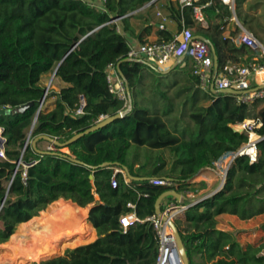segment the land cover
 <instances>
[{"label": "trees", "instance_id": "obj_1", "mask_svg": "<svg viewBox=\"0 0 264 264\" xmlns=\"http://www.w3.org/2000/svg\"><path fill=\"white\" fill-rule=\"evenodd\" d=\"M151 1L0 0V108L8 110L0 114L6 138L5 158H0V264H28V260L33 264H153L157 240L144 219L155 213L156 198L169 188L183 196L182 204L193 202L174 219L189 264H264V236L242 245L237 231L218 227L223 214L248 220L264 213V98L240 103L233 94L210 95L186 65L161 73L145 62L126 61L129 43L123 32H133L130 19L149 21L156 6L178 23L179 30L194 25L191 7H181L176 0ZM208 1L203 10L216 20L207 28L197 26L196 31L208 40L218 70L228 63L251 62L258 49L237 46L219 33L232 17L231 9L220 0L197 3ZM245 1L235 0L234 13L257 37V18L253 23V16L241 12ZM117 17L122 31L111 21ZM158 36L169 41L174 34L159 29ZM59 63L55 77L66 86L51 95V109L42 106L38 111L45 92L40 78ZM110 64L126 79L130 110L66 147L40 139L34 148L31 141L37 136L65 142L101 116L122 110L124 102L109 91L106 81ZM145 76L151 79L149 98L143 92ZM51 96L47 94L44 103ZM249 118L260 122L254 130L259 136L257 161L235 156L218 191L198 201L187 198V193L205 188L203 181L188 179L247 141L248 134L235 130L233 124ZM43 143L50 148H43ZM132 144L166 149L172 167L180 168L166 176L172 184L151 182L162 177L158 173L166 166L163 155H157L143 175L132 173L126 163ZM104 162L109 165L100 166ZM123 167L142 178L124 182L120 172L114 174V168ZM90 204L87 222L96 239L56 255L64 238L76 237V243L89 239L85 210L75 206ZM130 212L139 220L123 231L119 217ZM65 221L75 226L71 233L47 235ZM260 230L264 234V223ZM28 234L33 235L30 244Z\"/></svg>", "mask_w": 264, "mask_h": 264}, {"label": "built area", "instance_id": "obj_2", "mask_svg": "<svg viewBox=\"0 0 264 264\" xmlns=\"http://www.w3.org/2000/svg\"><path fill=\"white\" fill-rule=\"evenodd\" d=\"M89 1V0H88ZM155 0H152V2ZM199 0H177L181 7L189 6L192 8L193 21L200 26H207V19L203 8L210 3L198 4ZM230 9H234L235 0H220ZM156 15L164 19L160 10H156ZM117 18H113L112 22H117ZM163 28V24H160ZM118 29V28H117ZM119 30V29H118ZM237 46L246 45L260 50V56L254 58L248 64L228 63L220 70L214 68V52L207 40L199 36H195L192 27L183 26L182 29L174 34L172 40L163 41H144L135 45H129L125 60L150 63L158 70L165 71L173 67L181 57L188 56L191 59L192 74L198 77L200 88L210 94L215 95L223 89H233L240 91L239 94H233L237 102L248 103L255 99L264 98V79L257 80L256 75L264 72V46L250 31L238 23V31L226 37ZM115 65L110 64L106 70V81L109 91L118 99L124 102L121 112L124 114L130 110L131 95L126 79L116 69ZM48 94V87L45 89L43 101H40L38 111L44 104L45 97ZM85 102L82 99V105ZM8 107V106H7ZM6 107V108H7ZM5 109V108H3ZM80 112V109L78 110ZM104 117L101 116L100 119ZM260 126V122L256 118L244 119L241 122L233 124L235 130L246 132L248 139L235 152L232 153L230 160L237 155H244L248 158L249 163H254L258 159V150L256 142L259 136L254 132L255 128ZM4 129L0 126V158H5L4 146L6 138ZM29 136V134H28ZM230 163L222 172V179L216 189H220L224 183L225 173ZM120 172L124 178H127L122 169H115L114 174ZM114 177V176H113ZM151 182L155 185H170L172 180L167 177L154 178ZM116 179H112V185L116 186ZM215 190V189H214ZM175 198V197H174ZM196 198V197H195ZM195 198L193 200L195 201ZM191 202L190 204H192ZM188 204V205H190ZM188 205L182 204L181 199L168 200L161 204L162 216L174 221V219L182 213ZM156 213L147 216L144 220L149 221L152 225L155 238L157 240V256L153 264H185L180 254L174 232L168 223V219H163ZM139 220L135 214L126 213L119 217L120 226L123 231L134 222Z\"/></svg>", "mask_w": 264, "mask_h": 264}, {"label": "crops", "instance_id": "obj_3", "mask_svg": "<svg viewBox=\"0 0 264 264\" xmlns=\"http://www.w3.org/2000/svg\"><path fill=\"white\" fill-rule=\"evenodd\" d=\"M164 1H166V0H161V3H163ZM246 2H247V0L244 3H246ZM257 3H259V9H257V10L255 9L256 7L254 5H252V4L249 5L247 8H243V4H242L241 12H242V14L247 13L249 16H253L255 18L254 20H256V18L259 17V19L262 20L263 24H261V22L258 20L259 26H257V27L258 28H262V32H263L264 31V27H263L264 26V1L263 0H259V1H257ZM146 7L147 6L145 5L140 10H143ZM260 8H261L262 12L260 11ZM155 10H160L161 11V14L164 17L163 20L160 17H158L156 15V13L154 15H152V18L149 21H146V20H144L143 18H140V17L139 18H132V19L129 20V25L131 26V28H133V32H130V31L123 32V34L125 35V37L128 40L129 45H131V44L135 45L137 43H141V42H144V41H156V40H158V37H159L158 36V31H159V29L168 30V31H170L173 34L179 32L181 30V29L180 30L178 29V23L174 19H172V18L168 17L167 15H165L164 10H161L159 8L156 9V6H155ZM231 11H232V17L228 21H226V23L219 30V33L222 34L225 37H227L230 34L237 33V31H238V23L240 25H242L240 23V21L238 20L237 16L235 15L234 9L233 10L231 9ZM205 15H206V19H207V26H200V25L196 24L194 21H193L194 25L193 26H189V27H192L194 35L195 36H199L201 38H204V37H202L200 34L197 33V31H196L197 30V26H200V27H203V28H207V27H210L216 20L215 18H213V16H209L206 13H205ZM117 24H118L119 31H122V26L120 25L119 21H117ZM147 24H149L150 27L148 29L144 30V27ZM160 24H163V28L160 27ZM258 33H261V32H258ZM257 39L264 46V35L263 34H257ZM205 40H207V39H205ZM239 64H242V63H239ZM178 65L179 66H185L186 65L188 68L191 69V59L188 56H183V57H181L179 59V61L173 67L178 66ZM173 67H171V68H173ZM171 68H168L165 71H168ZM116 69L118 70V68H116ZM160 71H162V70H160ZM47 75H48V73H44L41 76V78H40V84L42 86H44L43 85V78L47 77ZM256 79L257 80L264 79V72L258 73L256 75ZM65 86H66V83H64L63 81L59 80L54 86H52L50 89H48L49 96H51L52 94L58 92L61 88L65 87ZM53 101H54V98L51 96L45 101L43 106L45 108H47V109H51L53 107ZM249 119H252V118H249ZM41 146L43 148H50V146L48 147L47 143H43ZM148 148L149 147H146L144 145L135 146L134 144H132L129 147L127 155H126V163L131 167L132 173H138L140 175H143L146 172V171H142L140 169L141 164H143V163H145L147 161V159L144 157L145 154H147V157H149L148 161L151 160L152 158H155L157 155H163L164 158H166L165 157V153L167 151L166 149L149 148V151L147 152L146 149H148ZM66 152H69L68 148H66ZM224 155H226V154H224ZM230 160H228L227 164L230 163ZM152 162H148L147 168L151 165ZM169 167L172 168L173 174H177L179 172L180 168L178 166H173L172 167L171 160L166 158V166L158 173V175H160L162 177H166ZM115 169H117V168H114V170ZM122 170L126 174V171L123 168H122ZM208 171L210 173H208ZM219 174H221V178H222V172L221 171L219 172V170L213 169L212 167L205 166V167H202L201 169H199L193 175V177L188 179L187 180L188 182L198 183V182L203 181L205 183V188L200 190L197 195H193L192 194L193 198L198 197V196H202V195L207 194V193L213 191L214 189H216L217 186L221 182V179L219 180ZM126 176H127V178H124L123 174H122L124 182L128 183L131 180V178L127 174H126ZM197 179H202V180H197ZM94 197H95L96 200L98 199V195L97 194H95ZM60 199H62V198H60ZM166 201H168V200L164 199L162 201V203H164ZM129 205L132 206L131 204H129ZM90 206H91V204L87 205L86 207H80L79 206V208L85 210V222L91 227V232L89 234V239L84 240V241L79 242V243H76V244H68V247H75L77 245L88 243V242H91V241L96 239L97 235H96L95 229L87 222V216H88V211H89ZM225 215H229V214H225ZM221 216H224V214L221 215ZM229 217H232L230 219H237L238 220V218L233 216V215H229ZM240 221H243V220H240ZM232 231H234V229ZM65 248L66 247H62V249L56 255L62 254Z\"/></svg>", "mask_w": 264, "mask_h": 264}, {"label": "rangeland", "instance_id": "obj_4", "mask_svg": "<svg viewBox=\"0 0 264 264\" xmlns=\"http://www.w3.org/2000/svg\"><path fill=\"white\" fill-rule=\"evenodd\" d=\"M257 1L259 0H247L246 3L243 4V8H247L249 5H254L257 9H259V3H257ZM264 1V0H263ZM260 11L262 12L261 8H260ZM161 18V17H160ZM162 19V18H161ZM260 21L261 24H263L262 20L259 19V17L257 18V21ZM253 23H256V21L254 20ZM264 27V26H263ZM256 29L258 30V32H261V33H258V34H263L264 35V31L262 32V28H258L256 26ZM259 36V35H258ZM259 38V37H258ZM260 50L258 51V54L255 56V58H258L259 59V54H260ZM242 64H246V63H242ZM155 67V66H154ZM60 79L58 77H55V75H53V71L52 72H48V75L47 77L43 78V87L46 89L48 87V89H50L52 86H54ZM151 79L150 77L148 76H145L144 78V84H143V92H144V96L149 98L151 97V94L152 92L150 91V86H151V83H150ZM171 92V91H170ZM29 133V132H28ZM137 146V145H135ZM49 147V145H48ZM63 152H66V149H62ZM146 151L148 152L149 151V148L146 149ZM169 152L166 151L165 153V157L169 159ZM144 157L147 159V161L143 164H141V166L143 167H140V169L142 171H146L148 168H147V165H148V162H152L154 160V158H150L151 160L148 161L149 157H147V154L144 155ZM232 157V153H228L226 155H224L221 159H219L217 161V163H215L212 168L213 169H216V170H219L220 171H225L226 167L228 166V160H230ZM226 158V159H225ZM225 160V161H224ZM167 175H171L173 174L172 172V168L169 167L168 171H167ZM207 173V172H206ZM208 173H210L208 171ZM202 175V174H201ZM218 176V175H217ZM222 179L221 178V174H219V180ZM197 180H202V179H197ZM220 182V181H219ZM197 195V194H194V193H187L186 196L187 198L189 199H193V195ZM71 202V201H70ZM48 209V207L46 208ZM182 213H180L178 216H181ZM40 216V213L39 215ZM232 217H229V215H225L224 216H221L220 219H219V223H218V227L220 228H224V229H229V230H233L234 231H237V239L240 241V243L242 245H246L248 243H256L258 242L260 239L263 238L264 234L262 233V231L260 230V225L262 223H264V213L261 214V215H258V216H255L251 219H248V220H243V221H240L239 219H230ZM70 222L68 221H65V223H63L60 228H55V230L50 233L52 234H47L48 236L49 235H54V234H57L58 232L60 233H63L64 231H66L67 233H71L74 229L73 227V224H69ZM30 229L29 227L27 228V230ZM18 230V228H17ZM45 236V237H48V236ZM80 235V234H79ZM79 235H76V236H79ZM66 236V235H65ZM28 242L30 244V241L32 240V237L33 235L31 234H28ZM71 239V240H70ZM76 237L75 238H64L59 244L61 247H68V244H72L74 242V244H76V241H75ZM78 243V242H77ZM58 244V246H59ZM62 248H60L61 250ZM59 250V251H60ZM3 249L0 248V255L2 253ZM4 251H6V249H4ZM2 257V256H1ZM1 257H0V260H1ZM34 261H30L28 260V264H33ZM27 264V263H26Z\"/></svg>", "mask_w": 264, "mask_h": 264}, {"label": "water", "instance_id": "obj_5", "mask_svg": "<svg viewBox=\"0 0 264 264\" xmlns=\"http://www.w3.org/2000/svg\"><path fill=\"white\" fill-rule=\"evenodd\" d=\"M152 3V1L150 2ZM149 4H147L146 6H148ZM61 63V62H60ZM60 63L55 67L54 71H53V75H55L56 73V70L58 68V66L60 65ZM148 65L154 67L153 65H151L150 63H147ZM214 68L215 70L218 68V65H217V60H216V56L214 54ZM158 70V69H157ZM159 72L161 73H167L168 71H160L158 70ZM220 92L222 93H228V94H239L240 91H236V90H233V89H223L221 90ZM43 96L41 98V101H43ZM83 99V98H82ZM84 101V99H83ZM85 102V101H84ZM30 103H27V104H24V105H21L19 106V110H23L24 108H26L28 105H30ZM8 112V110L6 109H3V108H0V114H3V113H6ZM124 113L119 111L117 112L116 114L112 115V116H106V117H102L100 120H98L93 126H90L89 128L85 129L84 131H81V132H78L76 133L75 135H73L70 139H68L67 141L65 142H58L55 138L51 137V136H48V135H40V136H37L35 137L34 139H32L31 141V145L35 148L36 147V142L40 139H44V140H47L48 142H52V143H55V144H58L60 147H66L68 144L76 141L78 138H80L81 136H83L84 134H87L91 131H94L100 127H103L104 125H106L107 123L111 122L112 120L116 119V118H119L121 116H123ZM35 120H36V117L34 118L33 120V123H32V126L34 125L35 123ZM31 131V129H30ZM0 146H2V144H0ZM109 163L108 162H104L103 164H101L100 166L104 167V166H108ZM123 169L126 171V174L131 178V179H141L142 177H134L132 176L126 167H123ZM90 179H93V175H90ZM216 191H218V189H215L207 194H204L202 196H198L195 198V201H198V200H201L205 197H208L210 195H212L213 193H215ZM167 196H172V197H175L176 199H181L183 196L177 192L175 189H166L165 191H163L157 198H156V201H155V213L158 215V216H162V212H161V203L162 201L167 197ZM191 205V204H190ZM163 219H168L166 216H162ZM168 223L169 225L172 227V230L174 232V235H175V239H176V242H177V245H178V248H179V251H180V254L182 256V259L184 261L185 264H189L188 262V258H187V254H186V251H185V248H184V245H183V242H182V239L180 237V234H179V231H178V228L175 224V222L171 219H168Z\"/></svg>", "mask_w": 264, "mask_h": 264}, {"label": "bare ground", "instance_id": "obj_6", "mask_svg": "<svg viewBox=\"0 0 264 264\" xmlns=\"http://www.w3.org/2000/svg\"><path fill=\"white\" fill-rule=\"evenodd\" d=\"M65 149H66V148H65ZM75 208L78 209V210L80 211V208H79V207L75 206ZM82 215L85 216V211L83 212Z\"/></svg>", "mask_w": 264, "mask_h": 264}]
</instances>
